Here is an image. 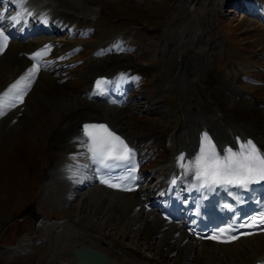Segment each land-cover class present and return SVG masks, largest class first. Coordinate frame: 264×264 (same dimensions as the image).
Wrapping results in <instances>:
<instances>
[{
  "label": "bare ground",
  "instance_id": "obj_1",
  "mask_svg": "<svg viewBox=\"0 0 264 264\" xmlns=\"http://www.w3.org/2000/svg\"><path fill=\"white\" fill-rule=\"evenodd\" d=\"M91 11L82 0H24L22 5L18 0H0V16H5L4 27L7 30L10 29L9 26H13V18L22 20L18 29L21 37L12 39L4 54L0 56V98L4 101L0 114L1 123L2 120L11 118L16 121L13 125L14 129L23 127L24 121H21L20 117L26 118V113L32 114L25 104L28 102L32 104L34 100L33 103L37 102L41 110L42 103H45L50 115L44 114L39 126L49 123L50 127L46 133L49 136L48 142L52 140L51 147L62 151V153L58 151L49 153L50 164L54 167L47 172L49 181L46 186L50 191L47 197L58 205H68L78 198V201L71 206L73 208L71 222L53 228V231L59 230V235L49 242L48 252L44 254L42 260L46 264H79L73 252L74 249L84 246L103 253L113 264H262L264 234L240 238L230 244L197 241L185 233L183 226L166 223L158 214V203L164 198L163 194L171 181L175 179L177 187H182L184 183L191 181L193 174L184 173L179 166V158L184 156L185 164L195 160L200 135L207 133L220 155L224 154L223 150L227 147L238 151L241 143L248 140L264 152V120L259 119L261 116L254 113V110L249 115L252 118L258 116L256 118L259 120H250L241 116V112H237L253 99L228 86V82L225 83L226 88H224L223 82L217 79V75L220 74L216 75L213 72L214 74H210L208 78L206 76L200 78L201 71L195 66L193 70L190 68L195 57L190 61L186 56V52L192 50L198 54L193 47L195 40L177 42L171 54H176L183 61L175 64L176 74L173 78L174 88L178 90V100L170 106L172 104L170 96L166 95V100L160 91L142 102L148 106L146 113L152 116L149 119L153 122L157 120V123H153L155 124L152 127L153 132L144 136V140L139 142V137L125 132L131 118L128 112L134 108L136 98H126L125 88L129 81L124 79L123 71L120 70L123 68L128 71L124 68L125 61L120 62L121 57L116 56L117 52L109 54L114 37L107 36L96 42L99 49L93 53L95 58L91 59L88 68L91 78L88 86L66 93L57 83L60 78L57 77V81L52 79L56 67L60 68L67 64L66 62L58 64L65 55L54 59V47L68 43L70 37L91 33L93 27L89 23H93L97 18L93 11L88 17ZM261 17L264 18V14ZM248 22L250 23V20ZM82 23L86 24L80 29ZM25 28H28L29 34L24 38L22 34ZM261 30L263 34L264 27ZM26 38L29 39L28 43L21 42ZM45 44H48V47H45ZM105 49L108 50L104 51ZM41 50H46V54L38 56V60L34 61V54ZM123 57L126 59V56ZM114 60L117 63L115 68H104L101 64L111 65ZM33 64L37 65V71L29 76ZM240 74L244 75V72ZM226 77L230 84L233 85L236 81L241 85L247 75L245 74L244 78L241 75L236 77L232 72L231 76L227 74ZM99 78L102 80L97 81L98 85L93 80ZM17 81L20 83L12 89V85ZM121 84H124L125 88H121ZM40 89L43 90L44 95H37ZM111 92H115L118 96V101L122 103L120 107L108 105V94ZM19 96L23 97L22 101L17 99ZM254 100L256 102V96ZM245 110L248 113L250 108ZM257 110L258 113L264 114L263 101L257 103ZM167 111L174 113V116L172 121L165 123L163 120L167 116ZM199 111H203L206 115L211 112L214 119L222 116L231 123L221 125L220 134H217L207 116L194 117ZM234 112L237 113L233 114ZM85 122L102 123L110 132L123 140L135 156L140 154V151L144 152L145 144L150 141H156L159 148L158 145L162 146L165 140H168L170 145L166 148L163 162L165 167L170 166V173L164 174V180H168L166 184L159 186L158 189L148 188L145 190L148 191L147 195L140 193L142 190L119 193L97 186L93 175L89 173L93 170L89 162L91 154L87 152L86 138L81 130ZM38 135L42 136L44 132L40 131ZM64 155L75 157V161L74 159H71L74 162L65 161V163H62L64 159L54 161L55 158ZM142 173L145 175L144 172ZM68 176L70 179L67 178ZM153 199L152 209L149 210L146 204ZM4 224L2 222L1 228ZM133 229L135 230L132 233ZM25 237L3 248L2 253L11 255L19 248L25 250L34 243V237ZM128 238L130 241L125 243Z\"/></svg>",
  "mask_w": 264,
  "mask_h": 264
},
{
  "label": "rangeland",
  "instance_id": "obj_2",
  "mask_svg": "<svg viewBox=\"0 0 264 264\" xmlns=\"http://www.w3.org/2000/svg\"><path fill=\"white\" fill-rule=\"evenodd\" d=\"M82 1L90 7L97 18L93 23H89L93 27L92 33L70 37L68 43L56 45V57L73 49L63 59L68 61L66 65L61 66L64 69L55 73L60 78L57 83L66 93L88 86L91 81L88 68L94 57L93 53L99 49L96 42L107 36L114 37L109 54L117 52L116 56L121 57L120 62L125 61L124 68L128 71L123 68L120 70L124 72H122L124 79L129 81L126 87L127 96L136 98L134 108L128 112L131 118L125 132L139 137V142L153 132L152 127L155 125L153 123H157V120L153 122L149 119L152 116L146 113L148 106L142 102L160 91L164 99L167 100L166 95L170 96V103L172 102L169 103L170 106L178 100V90L174 88L173 78L176 74L175 64L183 61L171 53L176 43L181 41L195 40L193 47L198 54L193 50L186 52L190 61L195 57L191 62V70L194 66L198 68V71H201L200 78L204 76L208 78L214 73L220 74L222 76L217 75V79L223 82L224 88L228 82V86L247 97L254 100L256 96V102L249 100L246 106H242L243 108L237 112H241V116L250 120L260 118L264 120V114L258 113L257 110V103L264 102V33L262 34L261 30L264 23L260 18L264 11L260 5H256V8L253 7L254 4L252 5L259 2L264 5L262 3L264 0H256L258 2L248 0L252 3L245 0H226L227 4L224 0ZM245 9L253 14L244 12ZM92 11L88 17L92 15ZM84 24L86 23L81 24L80 29L84 28L82 26ZM78 42L82 43L76 44ZM123 56H126V59H123ZM101 64L104 68H115L117 65L115 60L111 65ZM232 72L236 77L241 75L244 78L245 74L247 77L241 85L236 81L232 85L226 77L227 74L231 76ZM241 72H244V75L240 74ZM57 77L53 75L52 79L57 81ZM182 85L186 87L184 83ZM42 92L43 90L38 91L37 95L43 94ZM33 102L25 104L32 114L26 113V118L20 117V120L24 121L23 127L14 129L16 121L11 118L2 120V123L0 120V264H46L42 259L48 252V244L59 235V230L53 231V228L71 222L73 217L71 206L78 201L77 198L68 205H58L47 197L50 193L46 186L49 181L47 172L54 167L50 164L49 153L62 151L51 147L52 140L48 142L49 136L46 133L50 127L49 123L39 126L44 114L50 115L49 109L42 103L43 109L40 110L37 102ZM245 108L248 113L244 111ZM253 110L261 116L259 119L256 118L258 116L252 118L249 115ZM173 116L174 113L167 111L163 121L165 123L172 121ZM194 117H206L217 134H220L221 125L231 123L222 116L212 118L211 112L206 115L199 111ZM40 131H43L44 135L39 136ZM169 145L170 142L165 140L164 144L158 145L157 148L156 141H150L145 144V151H140V157L144 159L143 169L149 176L154 174L152 185L155 187L159 186L165 172L170 170V166L165 167L163 164L165 151ZM71 159L75 161V157L64 155L55 158L54 161L73 162ZM2 222L5 223L3 228ZM24 236L34 237V243L25 250L19 248L11 255L2 253L3 248L15 244ZM129 241L130 238L126 239L125 243Z\"/></svg>",
  "mask_w": 264,
  "mask_h": 264
},
{
  "label": "snow or ice",
  "instance_id": "obj_3",
  "mask_svg": "<svg viewBox=\"0 0 264 264\" xmlns=\"http://www.w3.org/2000/svg\"><path fill=\"white\" fill-rule=\"evenodd\" d=\"M18 2L22 5L24 0H18ZM261 10L264 11V5H261ZM29 15L31 14L29 13ZM3 19L4 17L0 16V22ZM13 23L19 24L22 23V20L13 18ZM7 40L8 36L5 35L4 30L0 27V51L6 46ZM45 54L46 50L38 51L34 54L33 59ZM35 71H37V65L33 64L28 75L31 76ZM19 83L20 81H17L16 84H13L12 89H15ZM97 83L99 85V82ZM17 99L22 101L23 97L19 96ZM3 107L4 101L3 98H0V114H2ZM83 135L86 137L87 152L91 154L90 158L93 163L107 168L110 166L109 162L112 161H131V150L123 140L110 132L106 126L102 124H85L83 126ZM200 145L199 155L195 157V160L185 164V157L181 156L179 158V166L185 174L192 173L194 178L201 182L202 187L233 186L247 191L248 186L264 181V152L251 140L241 143L238 151H234L231 147L225 148L223 155L217 152L207 133L202 136ZM127 171L128 175L123 180H135L136 177L133 175L136 171L135 167L129 166ZM116 179L120 180L119 177ZM176 182L175 179L171 181L173 185ZM100 183L112 188L122 187V183L114 182L111 179H101ZM124 190L131 191L133 189L127 188ZM262 223H264V219H262ZM255 226L251 223L241 225V227ZM228 231L229 229H222L220 236L225 237ZM208 238L217 240L218 236L213 234ZM236 238V236H227V238L221 239L220 242H231Z\"/></svg>",
  "mask_w": 264,
  "mask_h": 264
},
{
  "label": "water",
  "instance_id": "obj_4",
  "mask_svg": "<svg viewBox=\"0 0 264 264\" xmlns=\"http://www.w3.org/2000/svg\"><path fill=\"white\" fill-rule=\"evenodd\" d=\"M74 255L80 264H113L103 253L84 246L76 248Z\"/></svg>",
  "mask_w": 264,
  "mask_h": 264
}]
</instances>
